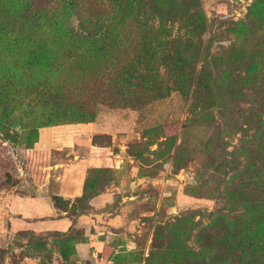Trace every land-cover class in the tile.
<instances>
[{"label": "rangeland", "instance_id": "374dc122", "mask_svg": "<svg viewBox=\"0 0 264 264\" xmlns=\"http://www.w3.org/2000/svg\"><path fill=\"white\" fill-rule=\"evenodd\" d=\"M147 5L174 44L145 63L139 13L0 0V264H264L239 245L264 237L242 183L263 158L264 0ZM104 19L108 53L70 42Z\"/></svg>", "mask_w": 264, "mask_h": 264}, {"label": "trees", "instance_id": "16d2710c", "mask_svg": "<svg viewBox=\"0 0 264 264\" xmlns=\"http://www.w3.org/2000/svg\"><path fill=\"white\" fill-rule=\"evenodd\" d=\"M83 0H56L57 5L63 6L64 8H67L69 10H72V14L77 15L81 10L80 3ZM110 2V5L113 6L111 7L113 11L115 12L116 10L118 11H125L128 16L133 17L134 14L139 13V17H133L135 19V22L142 27V35H143V41L140 42L139 48H149L150 50H146L147 54L146 57L144 58V62L148 63L149 61H153L156 59V55L159 56L160 59H163L162 56V49L161 48H171L174 44L173 39H168L165 40L164 38H159L157 35V32H155L154 25L152 24V19L153 17H147L146 13L151 9L152 6L147 5L148 0H138L137 2L133 3L131 0H108ZM116 9V10H115ZM38 12H29L26 10V13L30 15V21H39L45 20L46 17H48L47 13L49 10L47 8H42ZM166 11H160L158 12V18L162 20H170L173 19V17H178V15L173 14L171 16H167V18H164ZM188 14H195V12L189 13ZM146 15V16H145ZM36 18L35 20L32 18ZM39 18V19H38ZM79 19V16H78ZM106 19L104 20H99L97 21L96 24H92L90 27L87 25H83L82 23L79 22L76 25L77 32H74L77 37H74L70 40V42L77 44L80 42L81 46H87V50L89 48H96L97 50L104 51V52H109L110 48H113V45L115 44L116 38L115 36L112 35L111 29L108 28V25L105 22ZM202 23V19L198 16L196 19V22L194 23V27H199ZM190 23L189 25H191ZM112 28V27H111ZM73 33V34H74ZM113 38V39H112ZM113 40V41H112ZM188 42L192 41V38H187ZM71 50V52H69ZM89 52V51H88ZM83 54V51L80 50V48H69L67 51L68 57H73V56H81ZM90 54V52H89ZM134 78H137L134 77ZM144 76H139L138 79H143ZM189 81L192 80V76L189 74L188 76ZM193 81H196L193 79ZM102 88L104 87L103 85L101 86ZM108 88V86H107ZM107 88L104 91H107ZM54 96L53 94H51ZM54 100H57L59 98L53 97ZM264 137V136H262ZM262 141V140H261ZM259 142V141H258ZM260 143V142H259ZM252 146V145H251ZM260 150L263 154V158H260V162L258 159V152L253 149L250 157L252 158V164L250 165V173L249 177L246 181L242 182L243 184L245 182L248 183V185L252 188V197L256 195V198L254 199V202H251L250 208L252 209L251 215L257 218L264 217V144L261 143ZM256 161V162H255ZM53 201L54 203L58 202V197L53 196ZM239 224L241 225L244 223L240 218ZM250 222L249 224H251ZM248 227V226H247ZM241 229V238L242 235H246V229ZM250 227V226H249ZM251 236L247 238H243V242H241V239L239 240L240 243L239 245L245 249L248 248L249 254H252L253 258L256 260L259 259H264V237H261L262 232L260 229L257 228H251L250 230ZM238 247V246H237ZM239 249V251L243 250ZM239 253V252H238ZM240 254V253H239ZM238 254V255H239ZM239 263L241 264V260L238 258Z\"/></svg>", "mask_w": 264, "mask_h": 264}, {"label": "crops", "instance_id": "0c3cea01", "mask_svg": "<svg viewBox=\"0 0 264 264\" xmlns=\"http://www.w3.org/2000/svg\"><path fill=\"white\" fill-rule=\"evenodd\" d=\"M73 147H74V145H73ZM74 160H78L79 162H81V161H85V162H87V165H88V160H87V158L86 157H79V158H76V159H74ZM72 162V161H71ZM68 166V163H65L64 164V166H63V170L66 168ZM61 179H62V177L61 176H57L56 177V181H58V182H60L61 181ZM76 192H78V189H76ZM81 192V191H80ZM59 195H61V196H67V197H71L72 195H71V193H69V194H67V193H65V192H63L62 194H59ZM54 208H53V211H52V213L51 214H54ZM35 214V213H34Z\"/></svg>", "mask_w": 264, "mask_h": 264}]
</instances>
